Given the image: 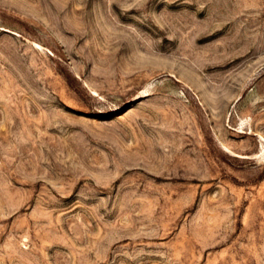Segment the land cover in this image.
Segmentation results:
<instances>
[{
    "label": "rangeland",
    "instance_id": "rangeland-1",
    "mask_svg": "<svg viewBox=\"0 0 264 264\" xmlns=\"http://www.w3.org/2000/svg\"><path fill=\"white\" fill-rule=\"evenodd\" d=\"M0 264H264V0H0Z\"/></svg>",
    "mask_w": 264,
    "mask_h": 264
}]
</instances>
